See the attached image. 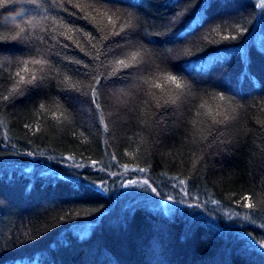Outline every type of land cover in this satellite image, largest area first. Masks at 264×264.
Returning a JSON list of instances; mask_svg holds the SVG:
<instances>
[{
  "label": "trees",
  "instance_id": "trees-1",
  "mask_svg": "<svg viewBox=\"0 0 264 264\" xmlns=\"http://www.w3.org/2000/svg\"><path fill=\"white\" fill-rule=\"evenodd\" d=\"M0 264H264V0H0Z\"/></svg>",
  "mask_w": 264,
  "mask_h": 264
},
{
  "label": "snow or ice",
  "instance_id": "snow-or-ice-1",
  "mask_svg": "<svg viewBox=\"0 0 264 264\" xmlns=\"http://www.w3.org/2000/svg\"><path fill=\"white\" fill-rule=\"evenodd\" d=\"M21 2H22V0H21ZM36 63H40V61H36ZM21 79H23V77H21ZM169 79H172L173 82H175V78H174V77H169ZM177 87H179V84H177ZM140 171L143 172L144 169L141 168ZM145 183H147V181H145ZM181 183H183V181H181ZM245 199H247V197H246ZM249 206H250V205H249Z\"/></svg>",
  "mask_w": 264,
  "mask_h": 264
},
{
  "label": "rangeland",
  "instance_id": "rangeland-1",
  "mask_svg": "<svg viewBox=\"0 0 264 264\" xmlns=\"http://www.w3.org/2000/svg\"><path fill=\"white\" fill-rule=\"evenodd\" d=\"M163 207H164V209L168 210V208L165 205H163ZM164 212H165V210H164Z\"/></svg>",
  "mask_w": 264,
  "mask_h": 264
}]
</instances>
